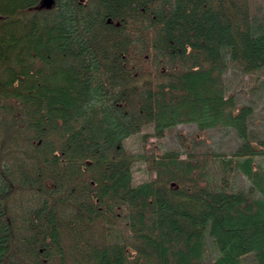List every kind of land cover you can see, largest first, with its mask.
<instances>
[{
  "label": "trees",
  "instance_id": "trees-1",
  "mask_svg": "<svg viewBox=\"0 0 264 264\" xmlns=\"http://www.w3.org/2000/svg\"><path fill=\"white\" fill-rule=\"evenodd\" d=\"M39 1L0 0V264H264V139L223 79L264 70L250 0ZM180 124L239 144L159 153Z\"/></svg>",
  "mask_w": 264,
  "mask_h": 264
},
{
  "label": "rangeland",
  "instance_id": "rangeland-1",
  "mask_svg": "<svg viewBox=\"0 0 264 264\" xmlns=\"http://www.w3.org/2000/svg\"><path fill=\"white\" fill-rule=\"evenodd\" d=\"M250 7L257 21L264 20V0H250ZM257 76L258 80L253 81L251 75H245L237 68L229 65L223 75V79L227 92L232 93L238 103L248 104L252 107L253 113L249 123L250 128L256 133L257 138L264 139V70L259 72ZM149 132H152V128L146 127L140 133L127 137L122 142L123 147L137 157L142 152L141 135ZM179 132L190 140L200 135L201 139L198 140V145L201 149H211L214 152L226 155H229L239 144V139L232 129H211L203 134H198L194 124L177 125L170 131H166L162 138L158 140L150 138L149 141H155L159 153L169 149H176L182 152L184 148L178 138ZM256 160L264 166V159L259 158ZM131 172L132 184L145 182L152 176L147 171L145 163L139 160L133 162ZM233 181L236 186L246 185L245 180L239 174L233 176ZM207 245L214 257L216 253L210 241H207Z\"/></svg>",
  "mask_w": 264,
  "mask_h": 264
},
{
  "label": "water",
  "instance_id": "water-1",
  "mask_svg": "<svg viewBox=\"0 0 264 264\" xmlns=\"http://www.w3.org/2000/svg\"><path fill=\"white\" fill-rule=\"evenodd\" d=\"M52 5V0H41L39 3L40 7L49 8Z\"/></svg>",
  "mask_w": 264,
  "mask_h": 264
},
{
  "label": "bare ground",
  "instance_id": "bare-ground-1",
  "mask_svg": "<svg viewBox=\"0 0 264 264\" xmlns=\"http://www.w3.org/2000/svg\"><path fill=\"white\" fill-rule=\"evenodd\" d=\"M40 1H41V0H40ZM40 1H39V3H40ZM52 4H53V0H52ZM38 7H40L39 4H38ZM40 8H45V7H40ZM133 135H134V134H133ZM138 156H139V155H138ZM138 156H137V157H138ZM141 162H142V161H141ZM132 165H133V163H132ZM132 165H131V168H132ZM234 175H235V174H234ZM234 175H233V176H234ZM153 177H154V173L152 174V176L150 177V179L147 180V181H150ZM232 179H233V178H232ZM147 181H145V182H147ZM142 183H144V182L137 183V184H134V183H133L132 185H133V186H137V185H140V184H142Z\"/></svg>",
  "mask_w": 264,
  "mask_h": 264
}]
</instances>
